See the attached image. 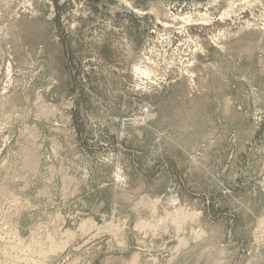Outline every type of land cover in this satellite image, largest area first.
Returning a JSON list of instances; mask_svg holds the SVG:
<instances>
[{
    "label": "rangeland",
    "instance_id": "1",
    "mask_svg": "<svg viewBox=\"0 0 264 264\" xmlns=\"http://www.w3.org/2000/svg\"><path fill=\"white\" fill-rule=\"evenodd\" d=\"M0 264H264V0H0Z\"/></svg>",
    "mask_w": 264,
    "mask_h": 264
},
{
    "label": "bare ground",
    "instance_id": "2",
    "mask_svg": "<svg viewBox=\"0 0 264 264\" xmlns=\"http://www.w3.org/2000/svg\"><path fill=\"white\" fill-rule=\"evenodd\" d=\"M95 227V226H94ZM262 229V228H261ZM68 237V236H67ZM65 246V243L63 244V245H61V246H59L58 248H62V247H64ZM57 246H55V248H56Z\"/></svg>",
    "mask_w": 264,
    "mask_h": 264
}]
</instances>
